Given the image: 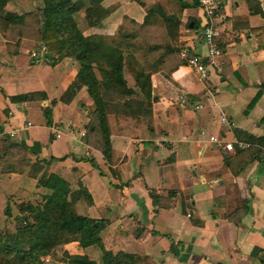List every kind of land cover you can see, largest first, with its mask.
<instances>
[{"label": "crops", "instance_id": "1", "mask_svg": "<svg viewBox=\"0 0 264 264\" xmlns=\"http://www.w3.org/2000/svg\"><path fill=\"white\" fill-rule=\"evenodd\" d=\"M142 2L102 0L109 13L83 35H112L121 25L142 27L165 37L152 45L205 53L198 38L205 23L199 7L180 8L176 0ZM169 2L176 6L174 14L165 10ZM153 5L178 19L175 42L159 15L147 12ZM212 24L219 30L220 53L207 64L205 78L181 63L180 49L134 50L133 67L149 71V95L140 93L123 68L126 85L136 92L130 99L137 103L106 114L109 163L99 142L80 135L93 110L85 87L76 84L71 98L60 99L75 82L78 63L63 57L50 65L45 55L29 58L30 49L21 45L9 54L0 33V144L16 131L9 140L31 161L45 162L48 174L90 196V202L80 196L73 209L107 220L100 234L105 249L136 254L140 264H264V0H221ZM14 67L30 75L22 77ZM28 92H43L45 99L8 100ZM221 115L227 123L220 122ZM210 135L249 147L226 153L208 140ZM11 180L0 175V213L7 195L35 190L25 174Z\"/></svg>", "mask_w": 264, "mask_h": 264}, {"label": "trees", "instance_id": "2", "mask_svg": "<svg viewBox=\"0 0 264 264\" xmlns=\"http://www.w3.org/2000/svg\"><path fill=\"white\" fill-rule=\"evenodd\" d=\"M6 1L8 0H0V15ZM42 1V25L39 30V39L46 48L45 56L49 64L53 65L63 57H72L78 63L75 82H71L60 99L65 101L67 98H71L77 85L85 87L86 93L92 101L93 110L86 127L87 131L83 135L86 134V138H90L92 142H99L103 159L109 163L111 147L106 114L109 106L114 104H109L110 101L116 102L111 98V93H116L119 98H123L117 100V102L122 100L120 101L122 107H129L132 102H135L130 98L132 95H136V92L126 85L123 76L125 63L128 62V66L131 67V62L135 60L133 56L135 49H122L120 46L107 41L104 37L111 35H83L76 28L73 20V15L83 6L80 1ZM129 1H134L139 6H143L142 0ZM176 1L179 3L180 8L197 6L195 1L189 3L184 0ZM86 2L84 19L88 27H93L109 13V9L101 5L102 0H86ZM147 12H155L159 15L166 36L171 42H175L179 23L176 16L166 15L159 5L149 7ZM22 19L21 15L11 13L2 16L4 22H21ZM3 25L5 24L3 23ZM128 31L135 33L133 28ZM0 32L2 35L5 34L2 30ZM126 46L128 45L126 44ZM129 46L133 47L130 43ZM150 47L158 48L160 46L143 44L141 49H150ZM160 48L175 51L183 47L178 48L167 43ZM131 69L135 86L143 96L148 97L149 71L142 65ZM95 70H97L98 76ZM258 96L259 91L247 105V110L253 106ZM42 99H45L43 92H28L8 97L11 102ZM138 103L142 105V101H138ZM141 114H144L143 108ZM43 115L49 123L50 113L47 108L43 109ZM262 121H264V117ZM2 142H4L0 144L2 152L7 151V149L8 151L22 149L15 143L10 148L7 138ZM90 162L93 163L92 159H90ZM36 182L38 186L47 189L49 192L43 195L40 204L24 206L29 215L22 217L21 221L23 223L19 224L13 232L0 233V264H45L41 261V257L48 255L55 247L70 240L75 241L82 249L89 246L96 247L99 251V264L141 263L142 258L136 254L122 251L112 253L109 249H105L100 234L107 225L106 219L90 218L74 211L73 204L80 196L90 202V196L85 191H72L62 179L53 174L43 175ZM171 193L173 192L168 191L167 194L170 196ZM149 197L154 203L156 195L152 191L149 192ZM20 210L24 211L23 208ZM5 213H7V210H5ZM63 264L97 263L83 253H64Z\"/></svg>", "mask_w": 264, "mask_h": 264}, {"label": "rangeland", "instance_id": "3", "mask_svg": "<svg viewBox=\"0 0 264 264\" xmlns=\"http://www.w3.org/2000/svg\"><path fill=\"white\" fill-rule=\"evenodd\" d=\"M78 1H80L83 6L73 15V20L75 22L76 28L82 33L88 27L84 19V8L87 6V2L86 0ZM151 1H154L156 3L157 0H146L147 5L150 3L152 4ZM171 2H174V0H171ZM171 2L166 5L167 7H165V10L168 12H173L174 14L176 6H174L175 4H173L172 6ZM42 6V0L6 1V4L3 7L0 15V30L5 33L2 36L6 42V49L8 50L9 54L11 53V51L18 49L21 45L25 49H30L29 58H31L30 53L40 49L42 43L39 39V30L42 25ZM194 7L197 8L199 6ZM6 13L21 15L23 19L21 22H4L2 20V16ZM202 15L203 14H201V16ZM156 21L159 23L158 19ZM3 23L5 25H3ZM186 28L187 27L184 26V30ZM127 29L129 30L132 28L128 27L127 25H121L119 26L115 34L104 37H106L105 39L107 41L120 46V48L122 49H141V46L143 47V44L152 45L151 42L153 41L161 43L163 40H165V37L162 36L159 32H156L153 36L152 34H150V32L148 33V31L143 30V28H134L135 33L129 32ZM129 43L133 46L132 48L129 46ZM126 44L128 46H126ZM59 60L60 59H58L57 61ZM135 64V60L134 62H131V67L128 66V62L125 63L124 74L126 77L132 76L133 78V72L131 68H133ZM13 70L19 72L18 74L22 77L30 75V72L26 73L23 68L14 67ZM95 72L98 76L97 70H95ZM111 98L116 102L110 101L109 104H114H112L113 106H109V110L116 109V106H121V102H117L119 98L118 94L111 93ZM119 99L123 98L120 97ZM135 104V102H132L131 106H134ZM6 138L9 140L10 137L7 136ZM9 143V147L11 148L14 143L12 141ZM23 150L24 149L19 148L17 150L13 149L12 151H8L7 149V151L3 152L0 150V175H2V178L5 182L10 183L12 182L11 176L25 174L29 179L33 180L35 190L27 192L26 194L23 192L22 194H16L14 192V195H7L5 197V203L2 208V212L0 213V233L13 232L19 224L23 223V221H21L22 217L29 215V213L25 211L26 208L24 206L28 204L32 206L40 204L42 202L43 195L47 193L45 188L38 186L36 182L39 177L43 175L46 176L48 174L46 172L45 163L44 165H42L39 164V161L37 160L31 161V159L28 157L29 155H27ZM22 208L24 209V211L20 210ZM5 210H7V213H5ZM76 251H81L78 253H84L89 259H93L97 264H99V251L96 247L89 246L81 249L73 240L55 247L48 255L41 257V261L45 264H63L64 253H76Z\"/></svg>", "mask_w": 264, "mask_h": 264}, {"label": "built area", "instance_id": "4", "mask_svg": "<svg viewBox=\"0 0 264 264\" xmlns=\"http://www.w3.org/2000/svg\"><path fill=\"white\" fill-rule=\"evenodd\" d=\"M189 1H195L197 3V6H199L202 10V14L205 20L204 25L199 31L198 38L205 46V53L203 55L194 53L186 48H181L178 52L179 59L182 64L190 67L195 74L199 78H205L207 75V64L210 63L213 58L217 55H219L220 50L218 48L216 39L219 36V30L217 27H215L212 24V20L214 19L215 12L218 9L219 3L221 0H189ZM46 48L42 44L40 46V49L37 51L31 52L30 56L33 59H37L38 55H45ZM45 60L47 58L45 57ZM180 103L185 102V98L183 96H179ZM219 120L221 123H227L228 120L224 115H221L219 117ZM27 125H29V122H27L25 125L22 126V128H25ZM9 137L16 138V131H10L8 133ZM80 135H83V132L80 133ZM55 137H59V132H56L55 130ZM208 140L216 145L221 146L222 150L226 153L234 152L235 150H244L249 147V143L242 142L239 140H231L226 141L222 138H219L214 135H210L208 137Z\"/></svg>", "mask_w": 264, "mask_h": 264}]
</instances>
